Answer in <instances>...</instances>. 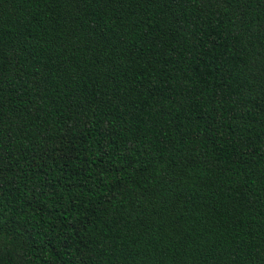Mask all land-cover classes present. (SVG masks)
<instances>
[{"label":"trees","instance_id":"obj_1","mask_svg":"<svg viewBox=\"0 0 264 264\" xmlns=\"http://www.w3.org/2000/svg\"><path fill=\"white\" fill-rule=\"evenodd\" d=\"M0 264H264V0H0Z\"/></svg>","mask_w":264,"mask_h":264}]
</instances>
